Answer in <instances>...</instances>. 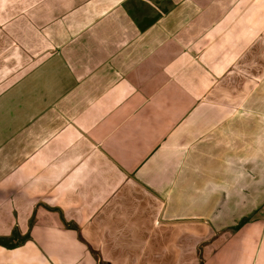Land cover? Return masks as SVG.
Instances as JSON below:
<instances>
[{
	"label": "crops",
	"instance_id": "crops-1",
	"mask_svg": "<svg viewBox=\"0 0 264 264\" xmlns=\"http://www.w3.org/2000/svg\"><path fill=\"white\" fill-rule=\"evenodd\" d=\"M0 264H264V0H0Z\"/></svg>",
	"mask_w": 264,
	"mask_h": 264
}]
</instances>
